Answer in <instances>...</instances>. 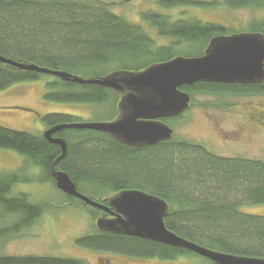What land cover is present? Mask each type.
Segmentation results:
<instances>
[{"label":"trees","instance_id":"1","mask_svg":"<svg viewBox=\"0 0 264 264\" xmlns=\"http://www.w3.org/2000/svg\"><path fill=\"white\" fill-rule=\"evenodd\" d=\"M157 3L164 9L189 4L204 8L223 5L231 9L250 7L264 10V0H223L222 3L157 0ZM142 18L157 30L159 36L170 39V42L157 45L141 25L113 13L101 0H0V56L92 78L115 71H139L178 55L198 56L212 37L235 33L219 23L198 18L171 21L166 14L154 10L143 13ZM244 31L264 35V18L251 22ZM181 44L195 50L186 52V49L177 47ZM88 66L102 68L103 71L86 75L75 73ZM38 79L45 80L46 100L101 105L113 97V102L117 101L113 104L117 110L120 97L110 89L65 81L0 62V91ZM182 90L190 95L216 91L264 93V83L229 85L199 82L183 86ZM169 119L174 118L166 120ZM42 122L45 128H49L81 120L69 114L49 113L42 116ZM53 136L64 139L67 145L66 154L56 168L66 172L81 193L84 185L93 184L102 188L100 193L106 190L113 194L130 189L144 191L167 202L169 209L164 223L175 234L216 251L264 258V216L240 210L246 203H264V161L218 156L200 144L177 141L173 137L154 145L133 147L90 129L66 128ZM0 148L17 152L27 164L22 173L0 171L1 214L19 217L15 223L0 228L1 240L3 237H16L23 227L35 222L51 208L48 202L31 203L24 194H7L15 183L36 181L31 168H38L43 173L39 174V180L48 179L54 183L50 166L61 149L59 145L48 142L42 133L32 134L2 126ZM61 194L70 201L69 205L63 203L62 207H88L74 197ZM88 197L102 204L107 200V197ZM76 243L135 258L174 261L180 257H197L184 249L97 228L92 235L82 237ZM198 258L202 260L200 264H215L206 258ZM0 264L80 262L58 257L0 256Z\"/></svg>","mask_w":264,"mask_h":264},{"label":"rangeland","instance_id":"2","mask_svg":"<svg viewBox=\"0 0 264 264\" xmlns=\"http://www.w3.org/2000/svg\"><path fill=\"white\" fill-rule=\"evenodd\" d=\"M110 10L131 23L141 25L157 45H166L170 39L158 35L142 18L150 10L169 16L171 21L198 18L205 22H216L236 32L247 30L251 22L264 18V10L256 8L231 9L223 5L212 8L195 7L187 4L164 9L157 0H101ZM222 3L223 0H187ZM247 32V31H246ZM185 51L193 49L177 46ZM193 50V51H194ZM184 51V52H185ZM102 68L88 66L78 69V75L102 72ZM44 79L15 84L0 91V126L15 131L42 133L46 125L42 116L49 113H63L78 117L81 121H109L116 115L113 97L105 104L71 103L46 100ZM119 99V98H118ZM166 123L173 130L177 141L200 144L212 154L264 161V93H234L231 91L193 92L191 106L179 119H169ZM27 166L24 157L17 152L0 148V171L19 172ZM33 182H19L10 186L8 196L24 194L31 203L48 202L51 206L35 222L23 227L16 237L1 238L0 256L58 257L78 261L80 264H200L198 256L180 257L174 261H161L151 258H135L110 251L95 250L77 245L82 237L92 235L95 222L101 218V211L77 205H69L62 192L50 180H39L38 168ZM43 175V173L41 174ZM97 185H84L83 194L94 199L113 196L111 191L100 193ZM100 193V194H99ZM0 206V215H2ZM245 213L264 216V203H246L240 207ZM16 214H3L0 228L15 223Z\"/></svg>","mask_w":264,"mask_h":264},{"label":"water","instance_id":"3","mask_svg":"<svg viewBox=\"0 0 264 264\" xmlns=\"http://www.w3.org/2000/svg\"><path fill=\"white\" fill-rule=\"evenodd\" d=\"M0 62L22 69L59 77L80 84H96L120 95L118 115L111 121H81L46 128L42 136L60 146V155L52 162L50 174L55 187L85 205L111 212L112 218H98L101 231L142 238L192 252L215 264H264V258L239 256L216 251L185 239L170 231L164 223L168 213L165 200L137 189L121 190L108 201H95L81 193L69 175L56 168L67 151L64 139L54 137L66 128L90 129L106 133L118 142L144 147L169 140L172 128L164 119L177 117L190 107V95L179 87L199 82L220 84L264 83V35L259 32H238L212 37L198 56H175L150 64L139 71H115L82 78L61 70L35 64H24L0 56ZM113 208L114 211H110Z\"/></svg>","mask_w":264,"mask_h":264},{"label":"flooded vegetation","instance_id":"4","mask_svg":"<svg viewBox=\"0 0 264 264\" xmlns=\"http://www.w3.org/2000/svg\"><path fill=\"white\" fill-rule=\"evenodd\" d=\"M204 51V50H203ZM203 53V52H202ZM206 83H208V82H206ZM213 84H220V83H213ZM230 85V84H229ZM232 85H235V84H232ZM242 85H244V84H242ZM252 85H255V84H252ZM183 86H186V85H183ZM183 86H181V87H179V89L180 90H182V87ZM190 86V85H189ZM182 91H184V90H182ZM189 95H190V93H188ZM119 97H120V95H119ZM190 98H191V95H190ZM191 106V105H190ZM190 108V107H189ZM188 108V109H189ZM186 112V111H185ZM184 112V113H185ZM184 113L183 114H181L180 115V117L181 116H183L184 115ZM117 115H118V109H117V112H116V115L111 119V120H113V119H115L116 117H117ZM179 117V116H178ZM178 117H174V119H177ZM166 119H164V121H165ZM63 193V192H62ZM75 199H77V198H75ZM110 199V198H109ZM109 199L107 198V200H106V202L104 203V205H109V203H108V201H109ZM78 201H81V200H79V199H77ZM82 202V201H81ZM82 206V205H81ZM85 206H88V205H85ZM89 207V206H88ZM90 208H92V207H90ZM93 209H96V208H93ZM99 211H101L100 212V214H101V218L102 219H109V218H112V214H111V212H105V211H102V210H100V209H98ZM110 211H114V209L113 208H110ZM95 227H96V225H95ZM97 228V227H96ZM98 229V228H97ZM99 230V229H98ZM95 264H101L100 262H99V260L98 259H96V263Z\"/></svg>","mask_w":264,"mask_h":264}]
</instances>
